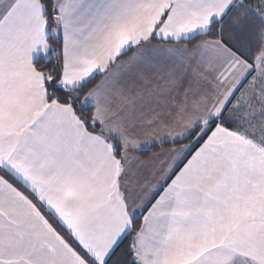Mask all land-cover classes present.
Masks as SVG:
<instances>
[{
  "label": "snow or ice",
  "instance_id": "obj_1",
  "mask_svg": "<svg viewBox=\"0 0 264 264\" xmlns=\"http://www.w3.org/2000/svg\"><path fill=\"white\" fill-rule=\"evenodd\" d=\"M0 264H264V0H0Z\"/></svg>",
  "mask_w": 264,
  "mask_h": 264
},
{
  "label": "crops",
  "instance_id": "obj_2",
  "mask_svg": "<svg viewBox=\"0 0 264 264\" xmlns=\"http://www.w3.org/2000/svg\"><path fill=\"white\" fill-rule=\"evenodd\" d=\"M187 47L189 49L194 48L195 46H190L187 45ZM128 59V58H126ZM141 135H143L141 133ZM150 146H146L144 150H148L150 149ZM167 150V147H164L163 149H161L160 151L150 155L147 158H143L139 152H135L133 153L135 159L133 160L132 163V168L135 172L138 173V175L136 177H134V179H139L141 181H154L156 179V176L153 175L154 170L159 169L163 166V163L165 161V157L163 156V152Z\"/></svg>",
  "mask_w": 264,
  "mask_h": 264
},
{
  "label": "trees",
  "instance_id": "obj_3",
  "mask_svg": "<svg viewBox=\"0 0 264 264\" xmlns=\"http://www.w3.org/2000/svg\"><path fill=\"white\" fill-rule=\"evenodd\" d=\"M195 43H198V41L197 42H194L193 44H189L190 46H195ZM129 55H131V53L129 54ZM126 58H128V57H125V59ZM97 83L99 82V79L96 81ZM94 86V85H93ZM164 147H168L167 145H165ZM161 149L160 148H156V147H151L150 149H148V150H144V151H141V152H139V154L143 157V158H147V157H149L150 155H152V154H154V153H156V152H158V151H160ZM129 240H131V237H129ZM125 243H127V241L125 242Z\"/></svg>",
  "mask_w": 264,
  "mask_h": 264
}]
</instances>
